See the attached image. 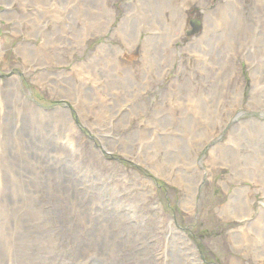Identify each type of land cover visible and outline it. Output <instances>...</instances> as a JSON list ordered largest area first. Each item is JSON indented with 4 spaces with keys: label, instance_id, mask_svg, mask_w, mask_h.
Wrapping results in <instances>:
<instances>
[{
    "label": "bare ground",
    "instance_id": "bare-ground-1",
    "mask_svg": "<svg viewBox=\"0 0 264 264\" xmlns=\"http://www.w3.org/2000/svg\"><path fill=\"white\" fill-rule=\"evenodd\" d=\"M30 1L45 6L52 2L51 0ZM111 1L60 0V6L65 11L63 17H57L50 11L38 10L33 14L6 11L3 17L11 20L14 27L25 37L45 39L44 45L48 50L31 46L24 40L17 47V53L25 59V62L31 64L32 69H35L37 66L44 67L49 63L57 65L64 60L61 50H71V54L73 51L83 52L91 36L107 33L115 19ZM212 1L214 0H138L137 3L145 15L143 19L139 18L134 10L137 5L133 7L131 3H126L127 12L120 24L126 31V45L129 51L125 53L120 45L105 43L98 48L97 55L86 58L77 66L81 76L86 79L93 78L94 82L103 84L102 87L111 97L108 101L97 96L87 82L72 72L51 74L45 70L37 82L41 81L43 85L48 86L51 94L61 100L64 99L67 105L55 110H46L35 104L28 95L23 94L19 74L10 71L9 74L0 77V107L3 105L5 107V112L0 111V264H53V260L50 261L53 254L55 255L53 259L62 261L60 264H87L88 260L92 261L91 264H128L125 256L129 255L133 258L131 254H126V249L135 248V244L144 234L141 236L133 234L135 225L125 224L127 217L114 216L115 202L112 197L114 190L119 187L118 183L102 184V178L105 176L92 174L89 180L100 184H97L100 186L99 195L94 196V190L85 187L74 170H70L72 160L80 158L83 151L77 147L74 154L61 143L75 142L80 137L79 132L83 127L78 125L79 121L90 129L97 127L106 133H113L110 137V134H107L106 147L100 148L102 152L109 150L114 143H120L128 152L133 148L132 146L138 145L137 152L135 149L130 151L134 154L132 157L141 160L143 164L152 165L155 175H168V171L161 169L157 160L159 153L164 152L161 161L166 162L168 170L177 167V175L173 177L169 173L170 180H167L184 183L181 204L185 209H192L196 198V188L189 178L197 172L203 179L202 171L196 168L193 158H190L193 156L192 149L201 150L206 142L211 140L215 145L211 151L210 161L214 165L230 166L232 175L231 178L229 177L230 181L236 182L241 177L245 179L250 176L260 185L259 190H264V122H258L257 118L251 117L232 126L226 141H222L223 137L218 141L212 138L216 130H220L225 119L229 118L232 110L236 106L240 109L244 106V92L234 88L233 77L227 73L226 65L230 64L227 59L230 60L234 48L247 52L248 55L252 51L263 52L264 0H253L249 15L243 10L241 0H217L215 4L207 7ZM0 5L13 7L14 0H0ZM191 5H198L204 9L201 12L204 31L193 43L187 44L186 50L208 47L207 52L212 55V59L208 65L198 66V72L201 73L203 70L206 73L205 77H201L203 80L199 79L197 85L198 77L193 72L189 79L191 84L192 81L196 83L195 89H192L193 86L183 87L182 83L176 82L177 85L171 86L168 92H163L159 105L151 111L150 123L159 130V135L153 143L150 140L152 136L146 135L148 132L139 129L122 135V138L114 139V135H119V132L128 126L125 119L120 116V107L124 104L122 103L124 98L130 97L131 101L146 94L153 81L164 76L166 71L162 64L165 68L166 65L171 67L174 64V56L172 58L169 55H174L175 52L170 47L176 38L184 34L190 18ZM70 14L73 16H69ZM221 15H223L222 20ZM64 17H67L68 22L61 29ZM79 21L83 28H76ZM144 22L150 23L154 28L151 30L155 32V40L150 37L149 41L155 42L154 50L158 53L156 79L150 74L147 75L149 70L146 66V70L142 69L141 72L142 80L134 79L135 76L127 68L124 71L117 70L120 57L123 55L122 51L133 57L140 55L141 50L138 46L143 39L139 37V26ZM49 24L52 25L51 28H47ZM192 26L198 27V30L194 28V32L197 33L200 22L192 21ZM156 32L163 34L161 37H165L164 43H168V46L166 43L167 48L162 42L160 46L159 42L156 43L159 36ZM52 49L60 53L51 54ZM225 51H228L229 58L224 56ZM221 54L223 60L220 59ZM258 58H253L254 66L257 68L253 71L256 88L247 103L250 108L256 110L258 104L264 106V92H259L257 86L259 68L256 62L261 60V57ZM2 59L3 54L0 51V63ZM175 100L178 102L176 108L180 113H176V109L167 108V103L170 104ZM69 101L74 108L67 104ZM94 103H98L97 109L94 108ZM105 109L111 112V124H107L104 116L100 114V111ZM131 109L143 112L146 106L139 101L137 105H132ZM199 115L202 116L200 120L196 118ZM173 125L176 126V130H171ZM242 149L244 153L241 152ZM96 151L95 149L94 152ZM127 151L125 152L128 153ZM199 154L195 157L196 163ZM59 156L62 157L61 161L58 159ZM39 165L47 167L45 185L49 188L50 196L56 193L64 197L68 204V215L74 221L73 226L65 229V233L71 234L67 241L68 245L71 244L68 255H62L61 250L59 253L55 251L53 235L47 223V218L52 216L60 221L61 214L51 210L53 215L47 212L44 217L39 209L40 202L37 199V195L40 194L38 190L41 189L37 175ZM182 166L189 168L188 175L180 169ZM129 172L121 165L114 167L109 175L122 177V182L128 184V189L131 188L130 196L144 200L147 190L148 193L151 191L148 187L151 185V179L148 182L139 181V175L133 172L135 178L137 177L138 181H136L131 179ZM244 179L242 181H245ZM226 181H223L225 185ZM51 183L55 185V191L50 189ZM226 186L228 188V184ZM254 190L237 186L231 196L232 206L222 205L219 207L220 214L231 210L241 221L245 217L249 218L254 210L251 200ZM42 197L45 198V195ZM47 201L50 208L56 209L53 199L52 203L55 206L49 202V199ZM141 211L142 209L139 213ZM144 222H139V225ZM250 224L259 235L264 236V207L261 208L256 220ZM174 239L175 237L168 244L173 248L175 257L176 251H179V244ZM231 243L233 248L247 259L259 261L264 258V249L250 242L242 227L231 232ZM145 246V241L142 245L136 246L140 250L135 251L133 255L139 257L136 258L138 262L143 263L145 260L147 247ZM86 253L91 254L90 258L81 262V258Z\"/></svg>",
    "mask_w": 264,
    "mask_h": 264
},
{
    "label": "rangeland",
    "instance_id": "rangeland-1",
    "mask_svg": "<svg viewBox=\"0 0 264 264\" xmlns=\"http://www.w3.org/2000/svg\"><path fill=\"white\" fill-rule=\"evenodd\" d=\"M51 1L53 3L51 2L50 5L46 4L47 6L37 2L31 3L30 0H14L13 7L0 5V51L3 54V59L0 63V77H3L4 74H9L10 71L19 74L22 81L23 94L28 95L35 104L37 103L46 110H55L60 106L66 107L67 105L64 102V99L61 100L59 97L52 95L48 86L43 85L41 81L37 82L41 73L45 70H48L51 74H58L67 71L72 72L81 80L87 82L88 86L97 96L108 101L111 97L102 87L103 84L101 82H94L93 78L89 77L86 79L81 76L79 70H77L79 69L77 66H79L80 63L82 64L86 58L97 55L98 48L105 43L120 45L123 51H126L125 53L129 51L126 45L127 34L123 27L121 28L120 23L127 12L126 3H131L133 7L137 5L136 9L134 7L137 16L142 19L144 18V12L137 3L138 0H112L111 7L115 11V19L107 33H99L91 36L83 52L73 51V54H71V50H61L64 60L57 65L55 63H49L47 66H37L35 69H32L31 64L25 62V59L17 53V47L20 42L24 40L31 46L35 45L40 49L46 50L47 48L44 45L46 42L45 39L42 37H25L23 33L19 32L18 29L14 27L11 20L3 17V13L6 11H14L33 14L35 10H38L41 12L50 11L57 17H63L65 11H63L60 6V0ZM216 1L217 0L212 1L207 7L215 4L214 2ZM241 2L243 10L249 15L252 10L253 0H241ZM191 7L189 22L184 34L181 37L176 38L171 47L169 46L170 49L175 52L174 55H169L172 58L174 56V64L171 67L166 65V68L162 64L163 69L166 71H164V76L156 81L152 80L153 84L147 89L145 92L146 94L131 101L129 100L130 97L124 98V101L122 102L124 104L120 107V116L125 119L128 126L121 130L119 135H114V139L122 138V135H126L129 132L139 129L148 132L146 135L148 134L152 136L150 140L152 141L151 143H153L159 135V130L155 129L154 125L150 123L151 111L159 105L160 100L163 98V92H168L170 87L175 85L176 82L178 84L182 83L183 87L188 88L189 86H193L192 89H195L196 83L198 85V82L200 81L199 79L203 80L205 77L206 73L203 72V70L201 73L198 72V66L202 67L201 65L203 64L208 65L212 59V55L207 52L208 47L202 46L186 50L187 44L193 43L196 40V37L204 31L201 15L203 8H200L198 5H191ZM69 16L72 17L73 14H70ZM221 17L222 20L223 15H221ZM192 21L200 22V28L197 33L194 32ZM67 22V17L62 18L61 29H63L64 24H67ZM79 22L76 25V28H83L82 23L80 22V24ZM51 27L52 25L47 28ZM151 28L153 27L147 22H144V24L139 26V37H142L143 39L138 46L139 50H141L140 55L133 57L122 51L123 55L120 57L117 70L124 71L127 68L135 76L134 79L142 80V69L146 70L147 67L149 70L147 75L149 76L150 74L152 78L156 79L158 69L156 56L158 53L157 50L156 52L154 50L155 42L151 40L149 41L150 37L154 38L155 36V32L152 31ZM221 31L222 28L220 29V32ZM67 32L70 33L68 30ZM60 33L58 36H60ZM156 33L157 36L159 35L156 43L159 42L160 46V43L162 42V44L165 45V48H167L168 43H164L165 37H161L163 34L159 32ZM159 49L160 48L158 47V50ZM50 53L55 54L60 53V51L52 49ZM224 54L225 57L229 58L228 51H225ZM230 57L231 58L229 59L232 63L226 58L227 62L230 63L226 65L228 68L227 73L233 77L234 88L244 92L245 101L243 108L240 109L236 106L234 108L235 111H233L234 109L232 110V113H230L228 119H225L220 130H216L215 135L212 136L213 139H217L216 141L223 137V142L228 139V134L232 126L238 124V122L247 121L251 117L257 118L256 120H258V122H264V106L258 104V109L256 110L247 105L251 94L256 88L253 71H256L257 68L254 66L253 58L261 57V60L256 62L259 68L257 72V86L259 92H264V50L261 53L252 51V53L248 55L247 52L234 48ZM220 59L223 60L222 54ZM213 60L215 62L214 58ZM193 72L197 74L198 78L196 79V83L192 81V85L189 78ZM139 101L142 105L146 106V110L143 112L131 109L132 105H137V102ZM67 104L72 106L70 101L69 103L67 102ZM177 104L178 102L176 100L175 102L172 101L170 104L167 103V108L176 109V113H180V110L176 108ZM93 106L97 109L99 105L98 103H94ZM72 108L74 107L72 106ZM0 111L5 112L4 105L0 107ZM100 114L104 116L107 124L112 123L110 122L112 119L111 112L108 109L101 110ZM224 114L226 115V113ZM200 116L201 115L196 116V118L200 120L202 117ZM78 125L83 127L79 132L80 137L75 142L63 141L61 143L62 146H65L68 151L74 154L77 151V147L78 149L81 148L83 151L80 158L72 160V168L70 167V170H74L73 172H75L76 176L84 182L85 187L87 186L90 190H94V196L99 195L100 184L97 181L89 180L92 177V174L97 173L100 176L104 175L105 177L102 178V184L107 182H110L111 184L117 182L119 187L114 190V196L112 197L115 202L113 210L116 214L114 216L127 217L125 224L130 223L135 225V229L132 233L140 236L144 234V236L135 244V248L129 247L126 249V254H131L133 257L131 258L129 255L125 256L128 264H264V258L259 261L247 259L242 253L234 249L231 243V232L242 227L244 234L248 237L250 242L264 249V236L259 235V233L255 231L256 229L252 228L250 224L256 220L260 214L261 208L264 207V190H259L260 185H258L250 176L245 179L244 177H241L239 181L236 180V182L230 181L229 177L231 178L232 176L229 169L231 168L230 166L225 164L214 165L211 163V151L215 145V142L212 143L213 140L207 141L201 150L197 148L192 149L193 156L190 158H193V163H195L194 165H196V168L198 167V169L202 171L203 179L199 177L197 172H195V174H193L194 172L192 173V178L189 179L194 184V188H196V198L192 209H185L181 204L184 195V183L181 181H169V173L175 177L177 175V167L171 169V171L168 170L166 162L161 161V158L165 155L164 152L161 151L159 153L157 160L158 163L160 162V168L168 171V175H155L153 173L152 165L149 163L143 164L141 160L132 157L134 154L130 151L135 149V152H137L138 145L132 146L133 148L128 152L120 143H114L109 147V150L102 152L100 148L106 147L105 141L107 140V134L109 135L110 133H106L104 130L97 127L90 129L87 126L82 125L80 121ZM171 128V130L177 129L175 125ZM95 149L97 150L96 153L94 152ZM241 152L244 153L243 149ZM198 154L200 157L196 163L195 157H197ZM27 158H29V156ZM58 159L61 161L62 157L59 156ZM121 165L124 166L127 171H130L128 175L132 177L131 179H137V177L135 178V175H133V172H136L139 175V181L144 180L148 182V180L151 179V185L148 186L151 191L148 193L147 190V195H145L144 200H142V198L139 199L130 196L131 188L128 189V184L122 182V177L116 178L115 175H109L114 167H120ZM44 166L39 165L37 174L41 184V189L38 190L40 194L37 195L38 202H40L39 209L44 217L47 212L51 213L52 216L53 214L51 210H55L61 214L59 217L60 221H57L53 216L48 217V221L46 218L44 219L49 224L50 231L53 235L55 251L59 253L61 250L62 255H68L71 250V244L68 245L67 241L71 234L68 235L65 233V229L69 226H73L74 221L68 215V204L66 203V200H64V197L59 196V194L56 193L53 194V196H50V193L48 192L49 188L45 185L46 174L48 171L47 167ZM180 169H182L185 174H189V168L182 166ZM243 179L245 181H242ZM224 180H227L226 185L228 184V188L223 183ZM239 185L255 189L253 194H251L254 210L249 218L245 217L243 221L239 220L231 210L226 211L225 214H220L219 212V207L224 204L232 206L231 196L235 192L234 189L236 190V187ZM50 189L55 191V185L51 183ZM43 195H45V198L42 197ZM48 199L50 203H52V199L54 200L56 206L53 203L52 204L56 209L50 208L49 205H47ZM140 209H142V211L139 213ZM141 221L145 222L144 224L142 223L139 225V222ZM174 237V240L179 244V251H176L175 257L173 256V248L168 244V242ZM63 239L66 242L65 244ZM143 241L146 242L147 247L145 246V260H143L142 263L138 262L136 258L139 257L133 254L135 251L140 250L139 248L138 250L136 246L138 244L142 245ZM61 246L63 248H61ZM88 253L81 258V262L87 261L90 258L91 254ZM54 256L55 255L53 254L50 257V261L53 260V264H60L62 261L57 260L56 258L53 259ZM60 258L62 259V257ZM91 263V260L87 261V264Z\"/></svg>",
    "mask_w": 264,
    "mask_h": 264
},
{
    "label": "water",
    "instance_id": "water-1",
    "mask_svg": "<svg viewBox=\"0 0 264 264\" xmlns=\"http://www.w3.org/2000/svg\"><path fill=\"white\" fill-rule=\"evenodd\" d=\"M195 28V30H198V27L196 26V27H194Z\"/></svg>",
    "mask_w": 264,
    "mask_h": 264
}]
</instances>
